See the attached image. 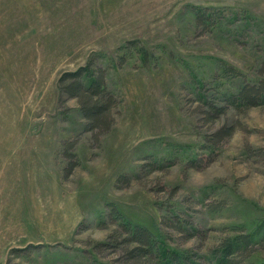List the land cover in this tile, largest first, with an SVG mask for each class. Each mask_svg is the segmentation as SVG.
<instances>
[{"label":"rangeland","instance_id":"374dc122","mask_svg":"<svg viewBox=\"0 0 264 264\" xmlns=\"http://www.w3.org/2000/svg\"><path fill=\"white\" fill-rule=\"evenodd\" d=\"M89 64L118 102L99 143L59 92ZM263 66L264 0H0V264H129L115 213L205 257L264 235V105L207 115ZM223 126L234 132L218 140ZM66 140L79 161L68 179ZM256 242L248 264H264Z\"/></svg>","mask_w":264,"mask_h":264},{"label":"trees","instance_id":"16d2710c","mask_svg":"<svg viewBox=\"0 0 264 264\" xmlns=\"http://www.w3.org/2000/svg\"><path fill=\"white\" fill-rule=\"evenodd\" d=\"M212 14L206 8L195 10L199 25H210V21L213 20ZM237 15L235 14V16ZM127 48L136 50L147 61L149 51L145 47L132 42L129 45L127 44ZM127 59L126 55H121L118 59V66L124 65ZM94 70L96 69H92L89 64L87 67H82L74 72L64 73L59 80V92L62 102L72 98L78 100L80 111L87 120L86 129L93 133L95 142L99 143L101 137L108 134L115 125L114 110L118 102L107 87L105 70L100 68L98 71ZM226 70L231 71L234 76H236V73L241 76V73L236 72L237 70L234 67ZM261 72L264 73V66ZM263 105L264 78L259 81L243 83L236 92L226 94L223 104L208 103L209 111L207 115L216 119L226 115L231 108L239 112H246ZM233 132L234 127L223 126L215 132L214 136L218 140H222L232 135ZM76 145L77 142L73 140L63 142L64 154L68 160L64 168L65 178L67 179L79 166L74 151ZM196 162L192 161L190 166L196 169L201 168L202 165L198 166V162ZM121 178L125 182L130 180L129 176ZM113 216L124 225L120 227V232L119 230L116 231L115 235L111 237L114 244L117 245L120 241V244L133 245L132 248L126 247L123 250L129 264H248V259L257 251L254 249L257 246L256 240L259 244L264 242L263 234L255 236L251 233H239L234 237L223 240L217 247L211 249L209 255L205 257L196 253V251L172 250L166 247L163 241H159L148 228L133 225L129 221L126 222V219L117 213ZM192 228V232H197V234L191 235L195 237L198 235L199 230L195 227ZM101 246H105V244L103 243Z\"/></svg>","mask_w":264,"mask_h":264}]
</instances>
